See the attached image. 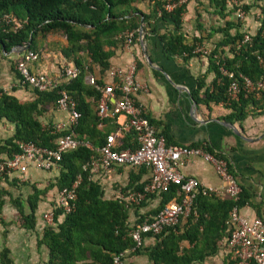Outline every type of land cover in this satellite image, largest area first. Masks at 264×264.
I'll return each mask as SVG.
<instances>
[{"label": "trees", "instance_id": "obj_1", "mask_svg": "<svg viewBox=\"0 0 264 264\" xmlns=\"http://www.w3.org/2000/svg\"><path fill=\"white\" fill-rule=\"evenodd\" d=\"M135 0H0V58L4 53L20 49L30 41L27 50L37 52L35 38L40 33L45 36L51 32H61L65 35L68 46L64 55L73 57L80 73L63 82L57 89L39 91L33 88L35 97L29 101H20L14 95L0 89V119L13 124V133L0 138V162L4 157H10L19 151L17 141H33L41 146L54 147L57 137L65 134L66 130H57L54 126L43 127L39 116L49 105H56L59 96L58 90L65 89L80 112L77 123L72 127L73 136L88 145L80 144L77 148L62 154L58 162V175L53 184L58 189L70 186L78 177L75 208L62 214L61 208L54 209V224L46 225L37 244H44L48 248L46 264H113V255L131 250L133 254H144L152 264H204V261L216 254L218 241L229 234V213L233 206H242L246 199L240 193L238 200L229 198L220 199L214 194L199 192L195 198L194 209L196 216L190 214L186 225L180 229L179 225L168 227L158 235L152 245L135 247L131 237L134 227L127 221L128 208L124 201L118 198H105L102 187L97 181L90 179V173L83 165L96 154V148L106 142L109 131L98 128L99 123L107 122L110 117L98 115L97 103L102 92L96 85L85 82V75L90 71V65L83 63L82 56L76 57L80 51H86L90 62L98 64L102 69L109 67V58L112 54L110 47H115V37L126 30L134 31L133 42L137 40L142 22L151 15L143 13L132 3ZM153 12L159 14L162 21L174 24V32H167L160 36L166 55H179L183 58L203 56L193 52L197 43L204 41L193 37L185 41L181 32L182 15L186 10L187 0H153ZM220 14L235 13L237 7L226 8L225 0H218ZM167 4L172 7L167 8ZM248 12L249 4L240 3ZM260 28L253 33L251 40L242 43L245 32L239 31L240 20H226L218 32L223 38L205 55L215 72L211 92L205 91V101H224L232 109L228 118L242 120L245 108L248 105L256 106L258 101L264 100V91H247L243 85L242 76L256 82L264 77V64L258 56L264 58V7L260 9ZM153 14V13H152ZM5 15L9 19H5ZM20 25L16 27L15 22ZM236 27L234 33L230 32ZM143 28V27H142ZM120 40H123L122 38ZM84 42V43H82ZM109 46V49H105ZM227 46V49L224 47ZM225 50L229 52L227 55ZM16 65V63H15ZM221 67L229 74H223ZM16 73L20 77L18 71ZM202 81V80H201ZM232 81L240 85L237 99L228 96V86ZM99 87L101 82L96 83ZM198 84L195 92L201 88ZM257 95L260 97L257 99ZM88 98H92L90 102ZM198 100V98H197ZM151 122H153L151 120ZM154 124V123H153ZM167 143H171L168 139ZM115 144L116 149H135L138 143L133 131L124 132ZM178 145V144H177ZM219 159L220 154L207 146H200ZM227 161V160H226ZM229 164V162L227 161ZM147 170L139 167L132 181L126 188L142 189L143 183L137 182ZM11 182H28L10 177L6 172H0V179ZM179 186L171 184L169 189L159 194L160 202L155 209L157 212L165 203L177 196ZM42 190L32 185V192L22 201L10 197L26 230H35L37 225L36 210ZM4 200H0V207ZM54 205V204H53ZM28 210V211H26ZM63 216L58 221L59 216ZM145 216L141 215L136 223H140ZM186 241L188 244L184 245ZM135 247V248H134ZM8 249L1 253L0 264H10ZM238 259L230 253L223 264H238ZM245 264H256L249 260Z\"/></svg>", "mask_w": 264, "mask_h": 264}, {"label": "crops", "instance_id": "obj_2", "mask_svg": "<svg viewBox=\"0 0 264 264\" xmlns=\"http://www.w3.org/2000/svg\"><path fill=\"white\" fill-rule=\"evenodd\" d=\"M242 1L251 7L247 12L246 20L240 22L239 31L255 33L258 28L255 19L261 7H264V0ZM132 5L143 13L151 15L142 22V32L140 29L137 40L130 46L120 40V34L115 37L117 43L115 47H110L113 52L107 69L91 63L86 51L76 54V57L77 55L82 56L85 66L90 65V71L85 75V82L88 83L86 77L92 75L95 82H101V87H103L112 81L108 75L110 68L125 69L134 63L136 65L135 77L144 87L134 95L135 100L143 107L146 116L153 121L158 131L164 134L171 143L190 147L207 146L225 158L229 162L230 171L241 187L242 196L246 199V203L239 207L240 213L247 217L256 216L264 220V100L260 99L256 106L248 105L242 120L228 118L232 109L224 101H205V91H212V82L215 78V72L211 68L209 59L205 56L183 58L179 55H166L160 36L169 31L174 32V24L170 21H162L159 14L153 12V0H135ZM229 8L226 3L224 13ZM219 11L218 0H187L181 27L185 41L200 37L211 48L215 47L223 38L218 28L222 27L226 20H236L234 13L222 16ZM235 30L236 27L233 26L230 32L234 33ZM35 45L39 57L36 61L29 63L32 71H41L60 78L65 66L76 65L73 57L68 58L64 55L63 51L68 46V42L61 32H51L45 36L39 33L35 38ZM225 48L227 49V46ZM105 49H109V46H105ZM26 51L27 49L24 50L21 47L13 52L4 53V56L0 58V89L14 95L20 101H29L35 97L33 88L21 82L15 68V63ZM225 53L229 54L226 50ZM201 82L202 86L195 95L198 84ZM116 97L117 94L109 97L107 104L109 110L112 109ZM259 97L257 95V99ZM88 100L93 101L92 98ZM67 117V111L59 109L57 105H49L39 116V120L43 127L54 126L56 128L65 123ZM107 117L110 119L99 123L98 128L109 131V135H115V144H118V138L125 132L127 116L117 114ZM2 124L6 128L9 127L8 136H10L14 130L13 124L0 119V125ZM138 168L116 167L106 177L96 179V176L94 179L98 180L105 198H117L120 193H124L121 189L126 188L132 181ZM179 169L188 176L198 178L207 187H217L221 184L213 165L202 157H182ZM57 175L58 168L50 171L31 168L25 180L17 174L10 177L30 182L49 178L55 183ZM147 177L146 171L135 184L146 182ZM54 183L47 185L48 183L39 182V186H36L44 192L40 195L35 213L39 239L47 225L44 214L55 203L59 190L53 185ZM159 202L160 196L152 194L141 205L128 208V223L133 225L141 215L156 213L155 209ZM62 219L61 215L58 221ZM186 220L187 218L181 219L180 229L185 227ZM154 241V237L145 235L143 246L152 245ZM219 241L216 254L208 257L204 264H223L228 258L230 254L228 248L220 246ZM183 244L188 243L184 241ZM20 257H24L22 252ZM29 260L31 262L26 261L25 264H37L33 258ZM47 261L48 248L44 244H39V264H46ZM124 263L152 264L146 255L133 254L131 251L124 255Z\"/></svg>", "mask_w": 264, "mask_h": 264}, {"label": "built area", "instance_id": "obj_3", "mask_svg": "<svg viewBox=\"0 0 264 264\" xmlns=\"http://www.w3.org/2000/svg\"><path fill=\"white\" fill-rule=\"evenodd\" d=\"M230 8L237 7L235 16L240 21H245L247 12L241 7L237 0H226ZM171 8V4H167ZM8 20L9 16L5 15ZM261 26L260 13L255 19ZM16 27L20 25L15 22ZM264 35V29L262 31ZM253 33L245 32L242 43L251 40ZM124 43L130 46L133 43L134 31L126 30L120 34ZM211 48L205 43H197L193 52L202 53L203 56L210 53ZM39 55L33 50H27L16 62L15 68L20 75L23 84L39 91H50L57 89L63 82L76 77L80 73L76 65H67L63 68L60 78L48 75L45 72H35L29 67V63L36 61ZM259 61L264 64V58L258 56ZM136 65L131 63L125 69L112 67L108 75L112 81L103 87H99L92 75L86 77L87 82L96 85L102 92L97 103L98 115L101 117L124 114L127 116V123L124 126L125 132L133 131L138 146L135 149L115 148V135L107 136L106 142L96 148V154L83 165L90 173V179L94 181L100 177H106L116 167H144L148 177L142 189H127L120 193L117 198L125 202L127 208L141 205L147 201L152 194L159 195L169 189L171 184L179 186L177 196L169 200L156 213L147 215L140 223H135L131 229V237L135 247H143L144 236L154 237L168 227L179 225L182 218L190 214L196 216L194 209L195 198L199 192L214 194L220 199L238 200L241 187L236 177L229 169V164L224 159L215 157L201 147H190L167 143L164 134L158 131L156 126L146 116L143 107L136 102L135 94L144 87L135 77ZM223 74H229L221 67ZM242 87L247 91H264V77L252 82L248 77L242 76ZM240 92V85L232 81L228 86V96L237 99ZM59 96L56 105L59 109L67 111L68 117L65 123L56 127L58 130L67 132L57 137L54 147L41 146L33 141H17L19 151L10 157H4L0 162V172H6L9 176L17 174L21 179H27L29 169L50 171L58 168V162L62 154L77 148L80 144L88 145L73 136L72 127L77 123L80 112L75 108L73 99L65 89L58 90ZM117 94L111 110L108 108L109 97ZM202 157L209 161L221 180L217 187H207L193 176L184 174L179 169V162L182 157ZM97 176V177H96ZM96 177V179H94ZM80 183L78 177L70 186L58 190L54 205L45 212L44 219L47 225L54 224V209L61 208L63 215L75 208L77 199V187ZM229 234L219 241L220 246L228 248L229 253L238 259V264H245L249 260L256 264H264V220L260 217H247L240 213L238 206H233L229 213ZM134 247V248H135ZM131 250L126 249L121 253L113 255V264H125L124 255Z\"/></svg>", "mask_w": 264, "mask_h": 264}, {"label": "rangeland", "instance_id": "obj_4", "mask_svg": "<svg viewBox=\"0 0 264 264\" xmlns=\"http://www.w3.org/2000/svg\"><path fill=\"white\" fill-rule=\"evenodd\" d=\"M237 1L244 3L242 0ZM207 46L211 48L209 45ZM8 131H10L9 127L6 128L4 124L0 125V138L7 137L10 133ZM11 180L0 179V200L3 199L5 201L3 206L0 207V257L3 250L8 249V256L12 259L10 264H25L26 261L31 262L29 260L31 258L39 264L38 223L35 230L23 228L21 225L22 220L10 197L24 201L32 192V185L39 186V182L48 183L47 185H49V183H54V181H50L48 178L33 182L26 181L28 183L22 184L21 181L13 183ZM21 252L24 255L23 258L20 257ZM30 255L32 256L31 258Z\"/></svg>", "mask_w": 264, "mask_h": 264}, {"label": "water", "instance_id": "obj_5", "mask_svg": "<svg viewBox=\"0 0 264 264\" xmlns=\"http://www.w3.org/2000/svg\"><path fill=\"white\" fill-rule=\"evenodd\" d=\"M141 32H142V29H141ZM141 42L143 43V39H141ZM29 45H30V41L26 45L22 46V49H24V50L28 49L29 48Z\"/></svg>", "mask_w": 264, "mask_h": 264}]
</instances>
